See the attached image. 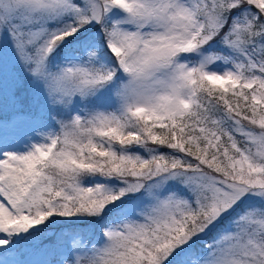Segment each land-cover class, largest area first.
I'll use <instances>...</instances> for the list:
<instances>
[{
    "label": "snow or ice",
    "instance_id": "1",
    "mask_svg": "<svg viewBox=\"0 0 264 264\" xmlns=\"http://www.w3.org/2000/svg\"><path fill=\"white\" fill-rule=\"evenodd\" d=\"M0 264H264V0H0Z\"/></svg>",
    "mask_w": 264,
    "mask_h": 264
}]
</instances>
